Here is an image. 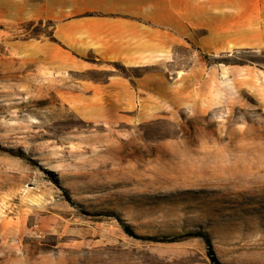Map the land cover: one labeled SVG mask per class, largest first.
Segmentation results:
<instances>
[{
  "label": "rangeland",
  "instance_id": "374dc122",
  "mask_svg": "<svg viewBox=\"0 0 264 264\" xmlns=\"http://www.w3.org/2000/svg\"><path fill=\"white\" fill-rule=\"evenodd\" d=\"M198 233L264 264V0H0V264H211Z\"/></svg>",
  "mask_w": 264,
  "mask_h": 264
},
{
  "label": "trees",
  "instance_id": "16d2710c",
  "mask_svg": "<svg viewBox=\"0 0 264 264\" xmlns=\"http://www.w3.org/2000/svg\"><path fill=\"white\" fill-rule=\"evenodd\" d=\"M122 229L123 231L130 237L137 239V240H143V241H151V242H158V240L156 238H151V237H141V236H137L136 234H134L130 228L126 225H122ZM197 237H199L200 239H202L205 243L206 249H207V256L209 258V261L211 264H221L217 257L215 256V253L212 249V245L210 242L209 237L204 234V233H198L196 234Z\"/></svg>",
  "mask_w": 264,
  "mask_h": 264
},
{
  "label": "crops",
  "instance_id": "0c3cea01",
  "mask_svg": "<svg viewBox=\"0 0 264 264\" xmlns=\"http://www.w3.org/2000/svg\"><path fill=\"white\" fill-rule=\"evenodd\" d=\"M243 1V3H246L247 1H249V0H242Z\"/></svg>",
  "mask_w": 264,
  "mask_h": 264
}]
</instances>
